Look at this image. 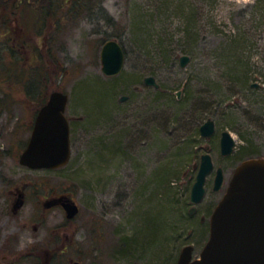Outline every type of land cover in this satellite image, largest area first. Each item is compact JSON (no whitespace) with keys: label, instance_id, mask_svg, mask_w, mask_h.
<instances>
[{"label":"rangeland","instance_id":"374dc122","mask_svg":"<svg viewBox=\"0 0 264 264\" xmlns=\"http://www.w3.org/2000/svg\"><path fill=\"white\" fill-rule=\"evenodd\" d=\"M256 1L176 0L166 11L158 0H95L91 12L74 14L60 30L29 24L43 62V84L30 96L28 87L38 78L23 76L24 64H12L13 44L3 45L0 34V101L6 102L0 103V264H56L62 258L63 264H177L187 245L199 257L210 231L190 216L189 199L201 156L208 152L225 174L220 193L207 184L201 214L213 211L243 161L264 158V1ZM135 4L142 19L155 15L158 29L177 36V60L152 64L129 53L120 75L105 76L104 40L123 33ZM190 14L199 20L200 33L192 30L183 42ZM47 30L48 37L36 33ZM15 44L22 58L25 49ZM185 55L191 60L182 68ZM7 65L16 77L6 76ZM150 76L159 90L145 84ZM55 91L70 98L72 159L60 171H33L19 158L40 103ZM208 120L217 132L204 139L191 123L200 128ZM224 131L236 142L227 158L219 146ZM26 183V205L15 215L16 189ZM61 197L81 208L71 223L62 208L48 209L49 201ZM157 217L164 225L161 245L154 241Z\"/></svg>","mask_w":264,"mask_h":264},{"label":"water","instance_id":"95a60500","mask_svg":"<svg viewBox=\"0 0 264 264\" xmlns=\"http://www.w3.org/2000/svg\"><path fill=\"white\" fill-rule=\"evenodd\" d=\"M189 56L181 58V67L190 63ZM102 71L108 77L119 75L125 65V52L117 41H108L101 51ZM147 86L159 89L155 78L145 80ZM258 85H254L257 87ZM180 96V94H179ZM128 100L123 97L122 102ZM69 96L62 92L51 94L47 104L40 110L28 141L19 158L22 166L30 170H56L70 163V122L66 116ZM216 132L215 123L207 121L201 128L203 138L209 139ZM221 154L234 153L236 142L231 133L224 131L220 140ZM212 157L201 158L200 169L191 191L192 204H199L206 194V181L213 171ZM224 184L223 169H218L214 191ZM25 187L17 194L13 212L17 214L25 205ZM48 208L61 205L68 219H74L79 206L71 198L63 197L49 202ZM193 247H185L178 264H264V159L244 162L236 170L226 195L211 219L210 239L201 253L200 260L192 262Z\"/></svg>","mask_w":264,"mask_h":264},{"label":"trees","instance_id":"16d2710c","mask_svg":"<svg viewBox=\"0 0 264 264\" xmlns=\"http://www.w3.org/2000/svg\"><path fill=\"white\" fill-rule=\"evenodd\" d=\"M94 1L95 0H0V34L3 36V39H6V41L2 42V44L8 48L9 46L11 47L12 44L15 47L16 46L15 43L18 42L17 44L19 45L18 48L25 49V54L22 58H19L16 50L13 49L14 47L12 46V49L10 50L11 55H13L14 57L13 58L14 62H12V64L13 65L16 63L24 64L25 66H27V69L21 70L22 75L25 76L27 72L30 75L31 79L32 77L33 78L36 77L38 78L39 81V82H35V81L32 82L31 84L32 86L28 87L29 90L28 89L27 90L29 96L31 95L32 89L37 90L39 86L43 84L42 82L43 77L41 76L42 75L41 69L43 65V62L41 61L42 56L39 54L38 50L35 49L36 45L34 43L31 44L32 42L29 36H32V32L30 30L31 28L29 24L33 23L35 27L40 26L41 30L49 25L50 27H48V29H52L51 26H53L54 28H57L56 30H60L61 27L64 26L65 22L71 19L74 16V14L80 15L81 13L86 11L91 12L94 7L93 5ZM166 1L168 3H166ZM172 1L176 2V0H158L159 3L166 4V5L164 4L166 11L170 10L171 4L173 3ZM263 1L264 0H257L256 5L261 4ZM192 7L193 6L188 7V10H190V8ZM162 8L165 11V8L162 6L159 8V10ZM141 9H142L141 6L135 4L134 13H136V15L133 16L130 24L128 25L126 24L123 26L124 28H122L123 29L122 34L110 36L111 39L120 40V43L122 44L126 52V55L129 53L137 54L139 57L146 59L152 64H158L161 61L168 62L169 64H171L172 62L174 63L177 60V54L173 46L175 41L177 40V36L170 34L165 27L162 30L158 29L157 25L155 24L156 22H154L156 20L155 15L152 16L147 15V17L142 19L139 16ZM185 9L187 8L185 7L184 10ZM137 12L139 15L137 14ZM27 15H29V17L31 18L30 22H28ZM156 15L158 14L156 13ZM161 15L162 14L159 13L158 17H160ZM188 17L189 18L187 22L189 24V27L187 28L185 33L180 37L181 41L183 42L184 40L185 41L189 40L190 38L189 34L192 33V30L197 33V36L200 33L199 20H196L197 18L193 19L192 14L188 15ZM111 21L114 22V19H111ZM158 23L160 24L161 22ZM36 33H41L42 35H44V37L49 35L48 30L46 33H42L40 31ZM129 33H132V37L129 38L128 40H125V38L123 39V37H121V35L125 34V36H127ZM24 36H26V38H24ZM50 37H51L50 40H52L51 35ZM10 38H12V40H10ZM109 40L110 39L105 38L104 41L107 42ZM197 44H198V39H196L193 45H197ZM184 52L187 54L190 53V51L188 50ZM8 66L9 65H7L4 68L5 69L4 72L7 74L6 76L16 77L14 74H11L12 68ZM150 74L156 75L157 70L150 72ZM157 92L160 93V91ZM47 100L48 98L44 99L40 103V108L47 102ZM0 103H4L3 106H6L5 100L4 101L1 100ZM38 111L36 112V116L38 114ZM191 124H192L191 127L195 128L197 136H200L199 128H198L199 122L194 123L192 121ZM194 125H197V127ZM245 153L247 154V150H244L243 154ZM252 153L254 152H248V154H252ZM252 156L249 158H254ZM172 183L175 184V182ZM28 185L30 186V184ZM187 203L189 204V201H187ZM154 221L156 223V224L154 223V229H155L154 241H156V244L161 245L165 241L164 230H163L164 225H161L159 223L158 217L155 218ZM141 245H144V247L146 248L148 247L142 243ZM134 246L136 247V245ZM131 247L133 246L131 245Z\"/></svg>","mask_w":264,"mask_h":264},{"label":"flooded vegetation","instance_id":"af4514ba","mask_svg":"<svg viewBox=\"0 0 264 264\" xmlns=\"http://www.w3.org/2000/svg\"><path fill=\"white\" fill-rule=\"evenodd\" d=\"M216 132H217V128H216ZM220 139H221V137H220ZM219 146H220V140H219ZM236 170V169H235ZM216 172H212L211 174H210V176L208 177V179H207V184H209V181H211V183H212V189H213V187H214V181H215V178H216ZM231 181V180H230ZM230 181L228 182V186H229V183H230ZM207 184H206V188L208 187L207 186ZM24 187H26V190H25V192H26V194H27V190H28V188H29V185L28 184H25V186L23 185L21 188H18V189H16V193L18 194V192L19 191H22V189L24 188ZM227 189V188H226ZM223 190V189H222ZM221 190V191H222ZM214 191V190H213ZM220 191V192H221ZM220 192H215V193H220ZM225 193H226V190L224 191V194L221 196V198L219 199V201H218V203H217V205L215 206V208L213 209V211H210L209 213L208 212H206V213H204V214H201V212H200V209H199V207L203 204V202H204V200H205V198H206V196L204 197V199H203V201L195 208V209H193V208H191V210H190V215L191 216H195V217H197L198 219H199V222L202 224V225H206V226H208V228H209V231H210V221H211V217H212V214H213V212H214V210L216 209V207L218 206V204L221 202V200L223 199V197H224V195H225ZM207 194V193H206ZM58 198H56V199H54V200H52V202H54L55 200H57ZM73 200V199H72ZM55 208H62L60 205H57V206H55V207H52L51 209H49V210H52V209H55ZM49 210H46L45 212H48ZM80 211H81V209H80ZM65 214V217H66V213H64ZM75 220V219H74ZM71 221L73 222V220H69L67 217H66V222H68V223H71ZM61 233V231L59 232V234ZM56 245H59V242L57 241V240H54L53 241ZM56 249H57V247H56ZM67 245H65V243H63V251L65 252V251H67ZM64 252H62V255L64 254ZM63 260L61 261V262H59V261H56L57 263L56 264H61L64 260H65V258H62ZM47 263L46 264H50V262L48 263V260L46 261ZM63 264V263H62ZM78 264V263H77Z\"/></svg>","mask_w":264,"mask_h":264}]
</instances>
